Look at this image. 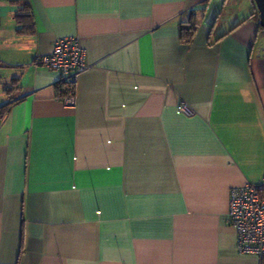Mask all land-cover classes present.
<instances>
[{
    "label": "crops",
    "instance_id": "obj_1",
    "mask_svg": "<svg viewBox=\"0 0 264 264\" xmlns=\"http://www.w3.org/2000/svg\"><path fill=\"white\" fill-rule=\"evenodd\" d=\"M71 35L74 105L34 63ZM263 176L255 0H0V264H261L229 207Z\"/></svg>",
    "mask_w": 264,
    "mask_h": 264
},
{
    "label": "built area",
    "instance_id": "obj_2",
    "mask_svg": "<svg viewBox=\"0 0 264 264\" xmlns=\"http://www.w3.org/2000/svg\"><path fill=\"white\" fill-rule=\"evenodd\" d=\"M34 63L56 70L60 80L72 84L88 66L85 49L77 35L56 38L51 52L36 57ZM63 100L66 104L74 105L75 89L70 88ZM179 109L190 111L185 101L179 104ZM229 222L236 229L237 250L257 255L264 264V176L260 182H247L231 188Z\"/></svg>",
    "mask_w": 264,
    "mask_h": 264
},
{
    "label": "trees",
    "instance_id": "obj_3",
    "mask_svg": "<svg viewBox=\"0 0 264 264\" xmlns=\"http://www.w3.org/2000/svg\"><path fill=\"white\" fill-rule=\"evenodd\" d=\"M28 17L29 16L26 14H21L19 16L21 21H26ZM195 28H196V22L194 20V13L191 12L189 19L182 21L180 24L179 29H180L181 38L184 39L185 41H190ZM75 84L68 83L66 80H60L59 82H57V90H58L59 96L63 99V97L67 95L68 90L70 88L75 89ZM7 109H8V105H7Z\"/></svg>",
    "mask_w": 264,
    "mask_h": 264
},
{
    "label": "water",
    "instance_id": "obj_4",
    "mask_svg": "<svg viewBox=\"0 0 264 264\" xmlns=\"http://www.w3.org/2000/svg\"><path fill=\"white\" fill-rule=\"evenodd\" d=\"M259 12V21L261 26L264 27V0H255Z\"/></svg>",
    "mask_w": 264,
    "mask_h": 264
}]
</instances>
